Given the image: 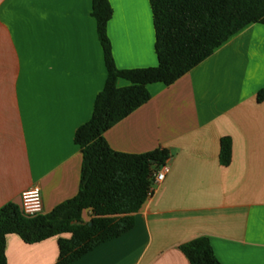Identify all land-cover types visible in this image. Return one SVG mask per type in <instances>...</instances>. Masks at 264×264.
I'll list each match as a JSON object with an SVG mask.
<instances>
[{
  "label": "crops",
  "instance_id": "obj_1",
  "mask_svg": "<svg viewBox=\"0 0 264 264\" xmlns=\"http://www.w3.org/2000/svg\"><path fill=\"white\" fill-rule=\"evenodd\" d=\"M107 34L120 69L154 66L148 0H109ZM106 78L90 0H0V207L20 210L37 185L42 213L74 196L76 128ZM123 78L117 86L127 85ZM264 23H251L104 133L115 151L168 152L169 171L134 225L71 264H189L179 246L206 236L221 264H264ZM231 139L229 164L219 161ZM90 213L89 210L82 212ZM90 218V216H89ZM69 237V233L59 235ZM5 238L6 264H54L57 239Z\"/></svg>",
  "mask_w": 264,
  "mask_h": 264
},
{
  "label": "trees",
  "instance_id": "obj_2",
  "mask_svg": "<svg viewBox=\"0 0 264 264\" xmlns=\"http://www.w3.org/2000/svg\"><path fill=\"white\" fill-rule=\"evenodd\" d=\"M106 78L96 94L90 118L74 132L81 165L76 194L36 216L24 215L13 203L0 207V264H6L5 238L16 233L26 243L69 233L57 239L54 264H71L98 244L118 237L134 225L133 213L149 197L151 172L168 152L156 148L144 153L115 151L103 133L150 98L147 85L173 83L196 66L230 36L251 23H264V0H148L154 32V66L120 69L116 66L107 24L109 0H90ZM129 83L117 86V79ZM264 100V87L256 93ZM231 139L222 137L219 161L229 164ZM90 218L83 220L82 212ZM189 264H221L209 239L198 236L179 246Z\"/></svg>",
  "mask_w": 264,
  "mask_h": 264
},
{
  "label": "built area",
  "instance_id": "obj_3",
  "mask_svg": "<svg viewBox=\"0 0 264 264\" xmlns=\"http://www.w3.org/2000/svg\"><path fill=\"white\" fill-rule=\"evenodd\" d=\"M169 166L166 162L151 172V184L149 186V196L152 194L155 184L161 182L167 172ZM20 210L24 215L36 216L42 214V200L40 189L37 185L30 186L22 190L20 194Z\"/></svg>",
  "mask_w": 264,
  "mask_h": 264
},
{
  "label": "rangeland",
  "instance_id": "obj_4",
  "mask_svg": "<svg viewBox=\"0 0 264 264\" xmlns=\"http://www.w3.org/2000/svg\"><path fill=\"white\" fill-rule=\"evenodd\" d=\"M89 216H90V213H87V214L85 213L84 217H83V220L87 221L89 219Z\"/></svg>",
  "mask_w": 264,
  "mask_h": 264
}]
</instances>
